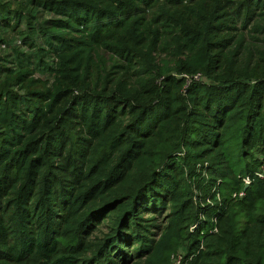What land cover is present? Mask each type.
<instances>
[{
    "label": "trees",
    "instance_id": "trees-1",
    "mask_svg": "<svg viewBox=\"0 0 264 264\" xmlns=\"http://www.w3.org/2000/svg\"><path fill=\"white\" fill-rule=\"evenodd\" d=\"M263 158L264 0H0V264H264Z\"/></svg>",
    "mask_w": 264,
    "mask_h": 264
},
{
    "label": "built area",
    "instance_id": "built-area-1",
    "mask_svg": "<svg viewBox=\"0 0 264 264\" xmlns=\"http://www.w3.org/2000/svg\"><path fill=\"white\" fill-rule=\"evenodd\" d=\"M193 79L206 81V79L201 74H196L193 78H188L189 83H191L193 81ZM255 176L259 177V178H264V158H263V162H262L261 166L259 167V169L255 173ZM243 178H244V181L246 184L252 183V178H250L249 176H246ZM240 195H242V193H240ZM235 196L236 195H234V197ZM208 201L211 202L210 199ZM171 259L173 260V264H187V263H185V260H184V251L173 253L171 256Z\"/></svg>",
    "mask_w": 264,
    "mask_h": 264
},
{
    "label": "rangeland",
    "instance_id": "rangeland-1",
    "mask_svg": "<svg viewBox=\"0 0 264 264\" xmlns=\"http://www.w3.org/2000/svg\"><path fill=\"white\" fill-rule=\"evenodd\" d=\"M232 149H234V152H235V150L237 149V145H236V148H234V145H233L232 146ZM238 157H239V151L237 150V152L233 155V158H235V159H233L234 162H237L238 161V159H239Z\"/></svg>",
    "mask_w": 264,
    "mask_h": 264
},
{
    "label": "water",
    "instance_id": "water-1",
    "mask_svg": "<svg viewBox=\"0 0 264 264\" xmlns=\"http://www.w3.org/2000/svg\"><path fill=\"white\" fill-rule=\"evenodd\" d=\"M247 188H248V185L245 186V189H247Z\"/></svg>",
    "mask_w": 264,
    "mask_h": 264
}]
</instances>
